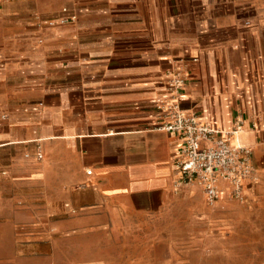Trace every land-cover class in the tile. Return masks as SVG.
I'll use <instances>...</instances> for the list:
<instances>
[{
  "label": "crops",
  "instance_id": "obj_1",
  "mask_svg": "<svg viewBox=\"0 0 264 264\" xmlns=\"http://www.w3.org/2000/svg\"><path fill=\"white\" fill-rule=\"evenodd\" d=\"M177 67L185 112L243 119L245 197L264 178V0H0V264L205 202L177 182L180 140L161 129Z\"/></svg>",
  "mask_w": 264,
  "mask_h": 264
},
{
  "label": "rangeland",
  "instance_id": "obj_2",
  "mask_svg": "<svg viewBox=\"0 0 264 264\" xmlns=\"http://www.w3.org/2000/svg\"><path fill=\"white\" fill-rule=\"evenodd\" d=\"M34 250L26 264H264V178L242 201L183 200L111 235H76Z\"/></svg>",
  "mask_w": 264,
  "mask_h": 264
},
{
  "label": "built area",
  "instance_id": "obj_3",
  "mask_svg": "<svg viewBox=\"0 0 264 264\" xmlns=\"http://www.w3.org/2000/svg\"><path fill=\"white\" fill-rule=\"evenodd\" d=\"M76 19L77 15L64 7L58 20L65 25ZM185 84L181 69L171 70L167 80L168 96L157 105L161 129L180 140L174 155L177 182L198 185L210 207L218 205L222 183L228 187L227 198L242 201L245 182L257 180L252 148L239 140L243 119L236 117L231 127L222 128L202 121L196 112H185L180 105ZM36 157L38 160L44 157L41 145L37 147ZM87 173L92 174V170Z\"/></svg>",
  "mask_w": 264,
  "mask_h": 264
}]
</instances>
